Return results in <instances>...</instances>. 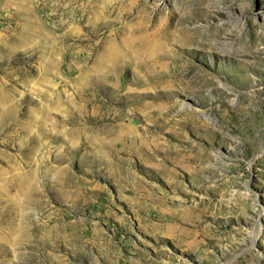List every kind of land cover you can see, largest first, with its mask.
Returning <instances> with one entry per match:
<instances>
[{"label":"rangeland","instance_id":"obj_1","mask_svg":"<svg viewBox=\"0 0 264 264\" xmlns=\"http://www.w3.org/2000/svg\"><path fill=\"white\" fill-rule=\"evenodd\" d=\"M0 264H264V0H0Z\"/></svg>","mask_w":264,"mask_h":264},{"label":"bare ground","instance_id":"obj_2","mask_svg":"<svg viewBox=\"0 0 264 264\" xmlns=\"http://www.w3.org/2000/svg\"><path fill=\"white\" fill-rule=\"evenodd\" d=\"M153 46V45H152ZM113 50V49H112ZM115 50V49H114ZM170 52V51H169ZM111 53V52H110ZM147 55H146V58L147 59H149V60H151V59H154V58H156L157 57V51H154V50H148L147 51ZM165 54V53H164ZM172 54V53H171ZM108 56H112V54L111 55H107V57ZM110 58V57H109ZM116 168V167H115ZM114 172V171H113ZM247 190V189H246ZM256 239V238H255Z\"/></svg>","mask_w":264,"mask_h":264}]
</instances>
